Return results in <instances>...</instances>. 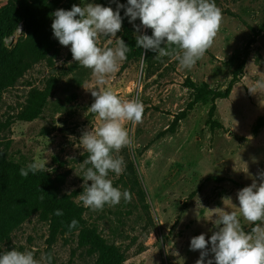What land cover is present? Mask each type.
I'll return each instance as SVG.
<instances>
[{"label":"rangeland","instance_id":"374dc122","mask_svg":"<svg viewBox=\"0 0 264 264\" xmlns=\"http://www.w3.org/2000/svg\"><path fill=\"white\" fill-rule=\"evenodd\" d=\"M22 1L0 0L5 19H17L11 27L4 25L3 46L12 52L26 38L50 40L57 55L52 65L43 60L2 89L0 115H15L30 87L43 88L51 77L57 82L40 118L14 121L0 132V139L10 140L7 160L26 167L39 159L47 162L48 171L63 162L58 172L65 171L66 177L58 193L73 195L87 224L123 254L122 264H196L200 250H190L191 238L205 233L208 239L215 230L210 219L216 208L239 215L237 191L264 170V90L253 91L255 82L264 80V0H215L222 13L220 27L192 69H181L175 53L156 56L141 48L140 55L127 53L103 85L53 38L52 21L41 20L44 11ZM91 2L114 9L112 0H72V5ZM126 22L135 38L133 25ZM141 32L151 35L152 30ZM113 45L114 40L109 44L108 38H99V47ZM187 79L211 91L191 107L194 91ZM96 90H112L144 106L139 123L123 122L132 139L130 147L115 153L124 160L123 173L109 174L113 186L127 190L130 198L101 210L79 200L84 184L80 163L89 155L79 139L102 123L89 109ZM241 225L246 232L255 227L242 217ZM77 233L53 230L49 219L28 211L1 249L32 250L38 260L51 256V264H96L98 254L80 247Z\"/></svg>","mask_w":264,"mask_h":264},{"label":"clouds","instance_id":"9594fccd","mask_svg":"<svg viewBox=\"0 0 264 264\" xmlns=\"http://www.w3.org/2000/svg\"><path fill=\"white\" fill-rule=\"evenodd\" d=\"M112 2L116 3L115 10L91 2L84 6L73 4L70 10L57 9L52 13L53 38L69 48L73 61L91 69L98 85L105 84L106 78L116 73L127 59L130 46L117 36L125 18L133 25L137 48L156 53V56L175 53L179 67L185 70L192 69L212 46L222 19L215 0ZM137 19L139 25L135 23ZM141 28H150L151 35L143 34ZM100 37L108 38L109 44L114 40V45L99 47ZM143 61L144 56L141 65ZM257 89L264 90V80L255 82L253 91ZM91 95L94 102L89 109L102 123L95 130L84 131L79 139L82 149L89 154L80 163L84 184L79 200L92 210H101L105 205L115 206L122 199L130 198L127 190L113 186L109 174L119 176L123 173L124 160L115 153L132 145L123 122L139 123L144 106L139 99L122 100L112 90H96ZM46 163L37 159L22 167L19 174L25 178L30 173L35 175L46 168ZM236 197L239 215L216 208L210 219L215 230L208 239L205 233L191 238L190 250H200L196 264H264V170L256 174L250 185L239 189ZM54 214L61 216L63 211L56 209ZM241 217L255 224L250 232L243 230ZM77 223L72 220L69 230ZM51 259V256H41L38 260L32 250L0 251V264H51Z\"/></svg>","mask_w":264,"mask_h":264},{"label":"trees","instance_id":"16d2710c","mask_svg":"<svg viewBox=\"0 0 264 264\" xmlns=\"http://www.w3.org/2000/svg\"><path fill=\"white\" fill-rule=\"evenodd\" d=\"M23 0V5H36L44 11L42 22L52 21V13L57 9L70 10L72 0ZM126 3V0H119ZM114 10L116 3L113 2ZM5 8V7H4ZM3 9H0V98L2 89L14 86L27 71L41 62L46 61L52 65L57 55L55 43L52 41H35L26 38L19 41L12 52H8L2 44L4 25L11 27L17 19L11 22L5 19ZM123 16V10H121ZM121 38L130 46L129 53L141 54V48L135 46V38L127 25L126 18L122 22ZM11 53V54H9ZM128 53V54H129ZM54 77L46 80L43 88L30 87L26 99L20 110L15 115H7L5 119L0 115V132L7 130L14 121L30 122L40 118L56 84ZM186 84L194 91V98L189 107L202 97L211 93L206 87L197 86L189 79ZM10 140L0 139V251L1 245L8 244L11 230L15 222L24 212H34L41 220L49 219L53 230L65 234L77 233L78 245L86 248L90 254H98L96 264H122L125 260L123 254L113 243H107L97 229L88 225L83 217V208L73 199L72 194L58 193L65 182L66 173L58 172L63 162L51 171H38L35 175L29 174L22 177L19 171L22 167L17 163L7 160L6 155ZM57 162V158L54 157ZM56 209H61L63 215L54 214ZM76 220L77 226L69 230V224Z\"/></svg>","mask_w":264,"mask_h":264}]
</instances>
